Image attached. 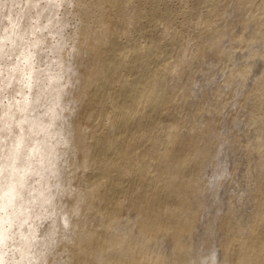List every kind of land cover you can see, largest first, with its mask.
<instances>
[{
	"label": "bare ground",
	"instance_id": "obj_1",
	"mask_svg": "<svg viewBox=\"0 0 264 264\" xmlns=\"http://www.w3.org/2000/svg\"><path fill=\"white\" fill-rule=\"evenodd\" d=\"M40 3L59 5L34 54L55 61L68 220L47 264H264V0Z\"/></svg>",
	"mask_w": 264,
	"mask_h": 264
},
{
	"label": "clouds",
	"instance_id": "obj_2",
	"mask_svg": "<svg viewBox=\"0 0 264 264\" xmlns=\"http://www.w3.org/2000/svg\"><path fill=\"white\" fill-rule=\"evenodd\" d=\"M58 7L0 0V264H47L59 227L68 228L55 194L63 143L55 61L34 54V37L52 26L41 27L44 14Z\"/></svg>",
	"mask_w": 264,
	"mask_h": 264
},
{
	"label": "rangeland",
	"instance_id": "obj_3",
	"mask_svg": "<svg viewBox=\"0 0 264 264\" xmlns=\"http://www.w3.org/2000/svg\"><path fill=\"white\" fill-rule=\"evenodd\" d=\"M200 78H201V80L202 81H205L204 79H206V77H203V76H200ZM218 80H219V78H218ZM219 82H220V80H219ZM218 83V82H217ZM216 83H214V85H215ZM231 106V107H230ZM230 108H231V110L233 111V113H232V111H229L230 110ZM234 108V109H233ZM236 108L238 109V110H236ZM239 111V112H238ZM226 113V114H225ZM230 113V117H231V119H229V116L227 115V114H229ZM242 112H241V109L240 108H238V105H237V107H236V104L234 103H232V104H230L229 106H228V109L226 108L225 110H224V112H223V116H222V129H223V131L225 132L224 133V135H227V136H225L227 139H230L231 140V136H233V133H237V134H241V133H243V130H244V125H243V122H244V120L243 119H245L244 117H243V113L241 114ZM233 114H234V116H233ZM235 114H236V116H235ZM239 114V115H238ZM0 115H1V113H0ZM241 115V116H240ZM225 116H227L226 118H225ZM237 118V120H236V118ZM241 119H240V118ZM235 118V119H234ZM225 119V122H226V124H224L225 122L223 121ZM227 119V120H226ZM229 120H231V121H229ZM234 120H236V121H234ZM227 124H230V126L229 125H227ZM240 124H241V126H240ZM237 125V126H236ZM224 127V128H223ZM237 127V128H236ZM240 127V128H239ZM226 128V129H225ZM229 128V129H228ZM233 128V129H232ZM243 128V129H242ZM231 129H232V132H231ZM228 130V131H227ZM235 130H236V132H235ZM234 131V132H233ZM240 131H242V132H240ZM228 132V133H227ZM229 133H232L231 135L229 134ZM228 134H229V137H228ZM228 141V140H227ZM230 155V156H229ZM229 159H231V161H230V164H229V166H230V168H228V170H227V173H226V179L224 178L223 180L226 182L227 180L229 181L230 180V176H231V183L229 184L228 183V181L226 182L227 183V185H225L226 183L223 181V183L222 184H220L221 186L218 188L219 189V191H221V189H222V194H223V196L225 197V198H227L228 196H229V193L230 194H232V193H236L238 190H242L243 188H241V187H243V184L241 183V185H240V182L241 181H238V177H239V173H237L238 174V176H236L237 174L236 173H234L235 174V176L233 175V172H234V165H235V162L237 161H235L234 160V158L233 157H231L232 155H231V153L229 152ZM232 162V163H231ZM234 162V163H233ZM233 165V166H232ZM231 169V170H230ZM230 171V173H228ZM232 172V173H231ZM233 176V177H232ZM232 178L234 179L235 178V180H232ZM237 178V179H236ZM239 180H241L240 179V177H239ZM229 181V182H230ZM232 181H234V182H232ZM240 185V186H239ZM225 186V187H224ZM233 186V187H232ZM238 186V187H237ZM230 187V188H229ZM236 187V188H235ZM239 187L241 188V189H239ZM221 188V189H220ZM226 190H225V189ZM233 188V189H232ZM224 189V190H223ZM232 190L231 192H230V190ZM236 189H238V190H236ZM227 190H228V193H227ZM225 191V192H224ZM220 192V193H221ZM221 195V194H220ZM226 195H227V197H226ZM231 196V195H230ZM217 200H215L216 202H215V204L213 203V200H212V202L210 203V208H209V211H210V213H206L205 214V220H207V218H208V222H209V220H210V222L209 223H213L216 219V216L214 215V214H216L217 216H218V214H219V216L218 217H220V213H221V215L223 214L222 212H223V209H221L220 208V205L217 203L218 201L219 202H221V203H225V201L223 200V202L222 201H220L221 200V197L219 196V198H216ZM213 203V204H212ZM218 207V208H217ZM222 210H220V209ZM211 210H214V211H212L211 212ZM217 211V212H216ZM219 211V212H218ZM221 211V212H220ZM218 213V214H217ZM212 216H211V215ZM207 215H208V217H207ZM215 216V217H214ZM203 217V218H204ZM211 217H212V220H211ZM211 221H213V222H211Z\"/></svg>",
	"mask_w": 264,
	"mask_h": 264
}]
</instances>
